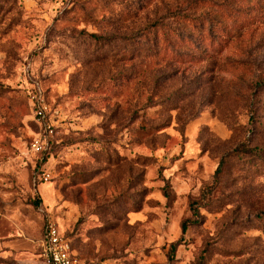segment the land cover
Instances as JSON below:
<instances>
[{"label": "rangeland", "instance_id": "1", "mask_svg": "<svg viewBox=\"0 0 264 264\" xmlns=\"http://www.w3.org/2000/svg\"><path fill=\"white\" fill-rule=\"evenodd\" d=\"M48 220L81 264H264V0H0V264Z\"/></svg>", "mask_w": 264, "mask_h": 264}, {"label": "built area", "instance_id": "2", "mask_svg": "<svg viewBox=\"0 0 264 264\" xmlns=\"http://www.w3.org/2000/svg\"><path fill=\"white\" fill-rule=\"evenodd\" d=\"M46 109L45 106H40L37 115L40 118L45 117ZM32 145L36 150L42 149L40 140H34ZM40 245L42 256L47 264H81L70 240L62 235L58 226L52 220H48L45 224Z\"/></svg>", "mask_w": 264, "mask_h": 264}, {"label": "trees", "instance_id": "3", "mask_svg": "<svg viewBox=\"0 0 264 264\" xmlns=\"http://www.w3.org/2000/svg\"><path fill=\"white\" fill-rule=\"evenodd\" d=\"M220 167V166H219ZM220 171V168H218L217 170H216V172H219ZM186 228V224H184L183 225V229H185ZM44 232V231H43ZM42 235H43V233H42Z\"/></svg>", "mask_w": 264, "mask_h": 264}, {"label": "crops", "instance_id": "4", "mask_svg": "<svg viewBox=\"0 0 264 264\" xmlns=\"http://www.w3.org/2000/svg\"><path fill=\"white\" fill-rule=\"evenodd\" d=\"M42 238V237H41Z\"/></svg>", "mask_w": 264, "mask_h": 264}]
</instances>
